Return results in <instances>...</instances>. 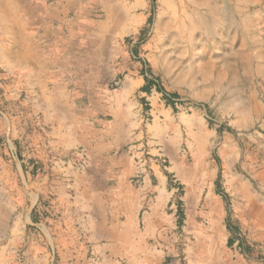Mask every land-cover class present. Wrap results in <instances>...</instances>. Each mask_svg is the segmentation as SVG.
<instances>
[{
	"label": "rangeland",
	"instance_id": "374dc122",
	"mask_svg": "<svg viewBox=\"0 0 264 264\" xmlns=\"http://www.w3.org/2000/svg\"><path fill=\"white\" fill-rule=\"evenodd\" d=\"M67 1L0 0V264H102L92 249L102 243V224L92 228L99 239L92 245L90 219L74 204V173L88 156L52 151L43 116L64 84L85 86L77 98L91 118L112 121V113L122 125L133 117L148 126L142 76L167 107L200 119L211 136H185L173 153L188 169L172 210L184 221L155 264H264V0H77L64 16ZM70 20H85L82 35L102 39L86 48L89 56L59 61L72 73L54 81L51 59L36 54L45 44L39 26L44 21L66 45ZM129 88L131 99L112 112L118 91ZM7 119L12 134L4 133ZM134 152L129 145L121 153L136 161ZM199 185L201 194L191 192ZM189 228L202 235H185Z\"/></svg>",
	"mask_w": 264,
	"mask_h": 264
},
{
	"label": "crops",
	"instance_id": "0c3cea01",
	"mask_svg": "<svg viewBox=\"0 0 264 264\" xmlns=\"http://www.w3.org/2000/svg\"><path fill=\"white\" fill-rule=\"evenodd\" d=\"M78 3L77 0H68L63 15H69L79 8ZM68 24L71 37L63 41L66 45L44 21L39 26L45 44L38 42L40 50L36 47V54L51 59L49 77L54 81L72 73L71 67L59 66V61L75 57L76 54L82 55L78 59H83L87 54L89 56V45L102 39L101 34L94 37L82 35L83 32L87 33L86 28L90 24L85 20H70ZM98 27L102 31V26ZM38 72L32 75L38 76ZM40 83L41 79L33 85ZM145 86L146 81L142 76L138 80V90L139 98L148 107L146 116L152 122L148 126L145 125V119L134 120L133 117L129 127L122 125L115 118L116 114L112 113L108 114L114 117L112 121L91 118L80 109L88 106L87 103L77 98L84 92L85 86H81V90H70L68 86L58 84L54 89L57 90V103H53L50 113L43 116V124L50 129L47 136L52 151L70 153L84 150L88 156L87 168L74 173V204L79 206L78 210L83 216L87 214L90 219L86 231L92 245L99 241L92 228L99 221L102 224V243L92 246V249L101 253L102 264H155L164 259L163 248L169 244L167 238L178 225L177 211H172L177 191L175 188L188 181V169L176 163L173 153L184 145L185 136L211 137L207 135L204 122L176 114L173 108L161 101L155 87L150 92H144ZM134 92L130 88L118 91L111 111H120L122 100L131 99ZM102 111L104 115L106 108ZM12 132L13 123L7 119L4 133ZM129 145L135 148V158L143 155L142 150L146 153L150 151L149 154L153 156L166 157L163 162L168 165L164 166L151 158L147 162H136L134 158L121 153ZM133 178H140L141 188L132 185ZM203 190L199 185L191 192L201 194ZM184 233L192 238L202 235L191 228ZM172 264H176V261Z\"/></svg>",
	"mask_w": 264,
	"mask_h": 264
},
{
	"label": "trees",
	"instance_id": "16d2710c",
	"mask_svg": "<svg viewBox=\"0 0 264 264\" xmlns=\"http://www.w3.org/2000/svg\"><path fill=\"white\" fill-rule=\"evenodd\" d=\"M154 87H155L154 84H152L149 81H146V86L143 88V90H144V92H150V90L152 88H154ZM157 91L161 93V90H159V88H157ZM167 103H170V101H167ZM219 189H220V186L218 184V194H221L222 195V193L219 191ZM177 217H178V225L181 226L182 223H183V221H184V215H183V213L182 212H178ZM229 245L230 246L233 245V241L232 240L229 241Z\"/></svg>",
	"mask_w": 264,
	"mask_h": 264
},
{
	"label": "built area",
	"instance_id": "2783aa9c",
	"mask_svg": "<svg viewBox=\"0 0 264 264\" xmlns=\"http://www.w3.org/2000/svg\"><path fill=\"white\" fill-rule=\"evenodd\" d=\"M142 153H143V155H142L140 158H137V160H136L138 163H140L141 161H142V162H144V161L147 162V161L150 160L148 154H147L145 151H143ZM158 157H161V156H158ZM156 160H157V162H158V159H156ZM135 180H136L137 183H140V184H141V182H140V178H135ZM141 185H142V184H141Z\"/></svg>",
	"mask_w": 264,
	"mask_h": 264
},
{
	"label": "bare ground",
	"instance_id": "6f19581e",
	"mask_svg": "<svg viewBox=\"0 0 264 264\" xmlns=\"http://www.w3.org/2000/svg\"><path fill=\"white\" fill-rule=\"evenodd\" d=\"M252 10V9H251Z\"/></svg>",
	"mask_w": 264,
	"mask_h": 264
}]
</instances>
